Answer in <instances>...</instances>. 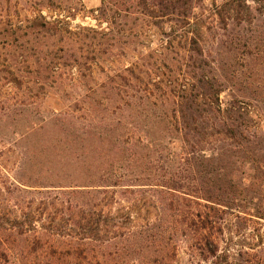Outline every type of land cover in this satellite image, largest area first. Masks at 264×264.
<instances>
[{"label": "trees", "instance_id": "1", "mask_svg": "<svg viewBox=\"0 0 264 264\" xmlns=\"http://www.w3.org/2000/svg\"><path fill=\"white\" fill-rule=\"evenodd\" d=\"M15 1L36 13L0 9V62L8 84L37 96L55 87L79 38L42 14L56 0ZM97 11L108 27L86 30L111 59L129 55L128 31L142 26L159 31L162 50L132 53L105 102L78 114L37 122L29 105L5 106L0 143L11 125L20 133L0 150V194H52L53 234L41 243L35 214L21 212L15 235L0 223V258L26 264L50 249L77 264H175L183 248L188 264H264L238 232L261 240L264 224V83L238 64L247 51L264 56L253 23H264V0H101ZM230 218L238 236H225Z\"/></svg>", "mask_w": 264, "mask_h": 264}, {"label": "rangeland", "instance_id": "2", "mask_svg": "<svg viewBox=\"0 0 264 264\" xmlns=\"http://www.w3.org/2000/svg\"><path fill=\"white\" fill-rule=\"evenodd\" d=\"M2 1H0V9L3 10V14L7 11L12 12L16 5L21 17L30 15L32 12L36 13L35 11L26 9L27 7L15 0ZM100 1L101 0H56L54 3V11L44 10L42 12L43 15L53 16L68 23L69 29L78 35L79 41L70 39L71 42L69 44H71L72 48L69 52L68 66L62 68L59 74L55 76L56 78L50 81V84H55V87L46 86L47 91L41 92L37 96H22L18 89L8 84L5 81L3 67L0 62V120L4 119L5 106L10 103L29 105L31 107L29 110L31 114L30 119L37 122L43 119L48 120L52 113L61 114L68 109L74 110V112L78 114L79 112L77 109H79L80 106H86V103L92 99L96 101L101 99L105 102V98H107L106 92H108L107 89L118 83L116 79L117 74L124 68L130 66L132 60L129 56L132 55V53L142 52V54L147 55L152 51H157V54H159L162 50L160 46L162 37L159 31L151 26L139 27L134 32L128 31L130 39H133V43L127 47L128 51H126L129 52L127 57H115L111 59V57L98 49L96 45L98 40L94 39L92 33L88 32L86 28L98 29V26H100L101 29H105L108 27L105 22L99 20L100 17L98 16L97 9L100 6ZM212 1L213 0H204L207 5L212 3ZM222 1L223 0H215L216 4H220ZM253 23H255L256 26L262 25L257 34L258 36L264 35V23L258 20H255ZM94 44L96 46H94ZM2 45V37L0 35V47H3ZM246 55L248 59L245 63L239 60V66L245 67L244 72L248 73L251 67L254 69L259 68L260 71L257 76H259L261 82L264 83V56L261 55L258 58H253L249 51H247ZM82 78H84V81ZM226 98V94L221 95L223 102ZM5 125H7L6 121L0 122V128ZM8 128V132L4 133L8 136L7 143H0V150L5 151L6 148L10 147V142L19 137L20 132L17 128H14L12 125ZM12 133H15V135ZM1 134L2 133H0V136H2ZM17 154L18 152L16 150V154L9 160L10 165H6L8 168L12 167L11 163L13 162L14 156H17ZM9 156L11 155L9 154ZM51 195L52 194H0L1 225L9 229L15 226V229L12 231L15 235L14 230L17 232L19 228H16L17 221L14 219H21V212L29 211L31 214H35L37 220L32 223V226H35L38 232L36 237L40 239L41 243L48 242L46 244H51V235L53 232L50 233L49 230L51 228L50 215L53 209L51 206H46L47 204H45V198H48L46 201H50L49 197H51ZM259 195H261L260 203H262L264 207V194ZM258 202L259 200L256 201V203ZM230 222V228L226 230L225 236H228L231 231H236L234 230L235 228L231 218ZM235 224L237 225V223ZM259 230L262 237L261 240L251 236L252 231L250 228L241 227L238 232L240 235H245V241H243L245 243L240 242V244L244 245L243 248H247L246 250L253 248V250L263 253L262 256L264 260V251L261 252L264 247V224L259 226ZM29 232L28 235L32 236L33 230ZM233 233L234 236H238L237 232ZM16 238L20 243L22 241L27 243V241L32 240V237L26 238V236L20 237V235L16 236ZM238 238L234 237L233 242L241 240V237ZM237 248L241 247L238 245L234 246V249ZM45 251L48 253L43 254L41 250L31 253V255L25 259L26 264H77V261L68 257H61L58 259L52 256L50 249H45ZM182 251L178 254V259L175 261V264H188L187 255ZM49 252L51 253L49 254ZM0 264L12 263L1 257ZM118 264H120V262H118ZM122 264L131 263L128 261Z\"/></svg>", "mask_w": 264, "mask_h": 264}]
</instances>
